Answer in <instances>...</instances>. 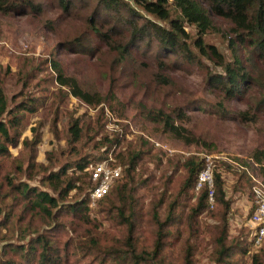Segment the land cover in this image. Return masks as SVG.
Listing matches in <instances>:
<instances>
[{"label":"trees","instance_id":"obj_1","mask_svg":"<svg viewBox=\"0 0 264 264\" xmlns=\"http://www.w3.org/2000/svg\"><path fill=\"white\" fill-rule=\"evenodd\" d=\"M54 2L61 9V15H66L69 22L83 23L80 33L68 42L73 50L92 55L101 41L108 48L114 49L112 62L115 65H122L120 73H124L126 67L134 65L138 66V69L148 68L150 64L155 65V70L150 72L149 77L142 84L143 96L152 99L151 106L144 107L146 117L160 123L165 131L188 144H201L205 139L195 137L181 124L186 119V114L180 108L177 109L176 116H173L162 108L157 109L153 98L163 91L167 93L166 86L172 84L164 71L181 69L186 64L206 67L202 62V59H206L218 69L208 72L207 84L222 92L224 98L236 99L243 97L244 92H247L252 85L254 81L252 75L257 66L256 60L260 59L264 62V0H132L131 2L54 0ZM28 10L38 15L40 22L50 31V26L57 24V18L49 19L44 16L43 5L39 0H0L2 14L25 15ZM216 18L229 26L228 31L216 25ZM188 26L194 28L193 33L187 30ZM213 29L221 32L227 52L206 41L207 33ZM64 33L69 36L74 34L65 29ZM133 54H138L142 58L134 59ZM51 68L61 89L65 87L72 96L89 106H97L102 102L110 106L112 99L116 97L114 84L103 95L93 87V83L89 82V86L86 87L75 76L65 74L57 60H51ZM261 73L264 75V71ZM2 77L0 75V216L3 215V218L0 219V226L8 223L19 225L31 215V222H35L34 218L39 217L46 222L47 228L39 232L38 229L42 224L39 220L41 224L35 226L37 234L26 243L2 244L0 264H195L194 255L198 250V240L202 234L198 218L208 207L207 187L203 186L199 191H194L196 199L189 206L181 224L178 208H180L181 196L188 194L190 196L189 191L194 190L202 161L195 156H189L181 165L182 181L163 216L159 203L153 204L152 209L147 211L143 203H140L139 197L133 195L136 190L133 185L135 182L133 172L138 159L145 151L139 149L128 154L127 161L122 164L124 177L122 176L123 178L115 183L108 194L97 202L100 210L106 213L108 218L124 226L125 236L114 237L105 231L99 232L98 223L91 219L88 213L90 206L87 203V195L85 199L79 201L65 202L69 193L79 188L75 184L79 176L68 175L67 171L69 168L83 171V177H86L85 167L91 162L88 155L67 162L57 170H47L45 165L35 161L38 135L31 140L24 139L23 147L17 156H12L10 153L9 147H17L19 144L21 135L17 131L23 113L35 111L40 101L28 95L18 102L13 96L8 100L1 83ZM212 110L222 119L233 116L221 102H217L210 111ZM254 110L256 113L264 111V91L256 101ZM103 115H105L104 122L101 121L94 130L91 139L106 126L108 121L105 110L100 108V119H103ZM239 117L243 122L256 125L253 129L250 154L256 162L264 163V127L258 125V118L254 112L242 111L240 116L233 118ZM176 119L181 122L176 123ZM79 122V118H73L67 127L70 144L81 140L83 128L79 126ZM112 134L101 135V138L95 140L94 147L100 148L107 143L109 146L117 142L120 138L119 134L117 137H113ZM141 141L142 144H148L149 140L141 136ZM106 152L107 149L102 150V155L98 159ZM123 159L118 155V160L123 162ZM8 165L9 168L5 170L3 167ZM23 173L28 179H37L40 175L38 182L43 188L28 184L21 179L16 181L15 176ZM223 185L221 175L215 172L214 209L209 215L217 223L208 225L210 227L207 229L212 247L209 260L212 264H241V258L249 253L252 244L247 236L230 237L228 234L226 214L230 202L225 197ZM8 199L10 201L6 202ZM115 200L119 204H114ZM17 207H19L18 213H16ZM252 212L253 207L250 214ZM59 214H70L73 219L70 222L72 229L75 231V227L77 229L83 227V233L61 239L59 235L63 224L57 221ZM148 215L150 216L148 222L154 227V239L150 243L141 240L137 233L140 220L144 221V217ZM17 227L19 237L22 239L26 231H22L21 226ZM6 238L0 235L1 240ZM179 242H181L180 249L175 256L173 251H166V249L171 250ZM258 251L251 255V264H264V241Z\"/></svg>","mask_w":264,"mask_h":264},{"label":"rangeland","instance_id":"obj_2","mask_svg":"<svg viewBox=\"0 0 264 264\" xmlns=\"http://www.w3.org/2000/svg\"><path fill=\"white\" fill-rule=\"evenodd\" d=\"M39 1L43 5L45 17L57 18V24L50 26L52 32L40 22V17L30 10L25 15L17 16L0 13V75L3 76L1 83L4 92L8 100H11L13 96L18 102L28 95L38 98L40 101L35 111L23 113V119L17 131L21 135L19 144L17 147H9L12 156L19 154L24 139L31 140L35 135L39 137L35 149V161L45 165L47 170H57L63 164L87 155L91 162H95L105 158L108 153H111L115 161L122 165L127 161L128 154L139 149L144 150L145 152L141 154L133 172L135 179L133 185L136 188L133 195L139 197L140 203H143V207L147 211L152 209L153 204L159 203L163 216L182 181L183 167L181 165L186 158L195 156L198 160H203V166L206 162L205 157H209L213 164V179L215 172L221 175L225 197L230 202V208L226 214L228 234L230 237L247 236L248 239L250 235L248 220L252 209L250 204L252 176L264 181V163L256 162L250 154L253 129L256 125L251 122H243L240 117L238 119L233 117L240 116L242 111L254 112L258 118V125L264 127V111L256 113L254 110L256 101L264 91V75L261 73L264 71V62L260 59L256 60L257 66L252 75L254 78L252 85L247 92H244L243 97L236 99L224 98L222 92L207 84L208 72L218 69L214 68L206 59H202L206 67L186 64L181 69H166L164 71L171 79L172 84L166 86L167 93L163 91L153 98L156 101L157 109L162 108L173 116H176V111L180 108L186 114V119L182 122L176 119V123L181 122L192 135L199 139H205L201 144H188L165 131L160 123L146 117L144 107L149 108L152 99L143 96L142 84L147 80L150 72L155 70L154 64L142 69H138V66L135 65L126 67L125 72L120 73L122 65H115L112 62V56L115 54L114 49L108 48L101 41L92 55L73 50L68 42L73 36L80 33L83 23L81 21L69 22L66 15H61V9L54 0ZM127 1L131 2L132 0ZM216 22V25L228 31L229 26L221 19L216 18ZM64 29L72 31L74 34L69 36L64 33ZM187 30L191 33L194 32V28L191 26H188ZM205 39L223 52H227L221 32H216L213 29L207 33ZM133 58L142 57L135 54ZM54 59L58 61L65 74L75 76L86 87L89 86V82L93 83V87L103 95L114 84L116 97L112 99L111 105L102 102L97 106H89L72 96L65 87L61 89L55 79V72L51 68V60ZM255 70L258 73L255 74ZM23 78L25 79L23 80ZM126 81H128L127 84L123 86ZM217 102H221L233 116L222 119L218 113L210 111ZM100 108L110 111L114 119L112 123L117 130L111 131L105 126L91 139L94 130L98 128L101 121L104 122L105 115H103V119H100L99 116ZM73 118H79V126L83 128V135L79 142L70 144L67 127ZM111 133H113V137H117L119 134L120 138L117 142L115 141L109 146L107 143L100 148L94 147L95 140L101 138V135L111 136ZM141 136L149 140L148 144H142ZM106 149L108 152L103 153L105 155L98 159L102 155V150ZM118 155L124 158L123 162L118 160ZM3 168H9V165ZM67 173L79 176V180L75 184L81 190L73 189L65 202L85 199L89 187L88 175L86 174L87 178L83 177V171H75L72 168H69ZM39 176L37 179H28L23 173L17 174L15 177L16 181L21 179L28 184L43 188V185L38 182ZM189 192L190 196L189 194L182 195L180 198V208H178L180 224L185 218L189 206L196 199L194 190L191 189ZM8 201L10 200H6V202ZM114 204L119 203L115 200ZM88 206H90L89 203ZM212 209L214 206L213 208L208 206L198 218L202 234L198 240V250L194 255L195 264H212L209 260V252L212 247L207 232L210 227L208 225L217 223L209 215ZM18 212L19 207H17L16 213ZM88 213L90 218L98 223L97 230L99 232L105 231L114 237L125 236L124 226L108 218L107 214L100 210L98 204L91 205ZM30 217L31 215H28L23 222L16 226L13 223L0 226V235L7 237L5 240L0 239V251L2 244L26 243L32 236H35L37 234L35 226L41 224L39 220L42 221V224L38 231L42 232L43 228H47L43 219L35 217L36 221L31 222ZM2 218L3 215L0 216V219ZM149 218V215L145 216L144 221L140 220L137 226L140 239L146 240L147 243L154 239V227L148 222ZM72 220L70 214L57 216V221L63 224L62 233L60 232L59 235L61 239L72 238L76 233H83V227L79 229L75 227V231L72 229L70 223ZM17 226H21L22 231H26V235L22 239L19 237ZM180 244L181 242L166 251H173L175 256L180 249ZM258 249L251 245L249 253L241 258V264H251V255L259 252Z\"/></svg>","mask_w":264,"mask_h":264},{"label":"built area","instance_id":"obj_3","mask_svg":"<svg viewBox=\"0 0 264 264\" xmlns=\"http://www.w3.org/2000/svg\"><path fill=\"white\" fill-rule=\"evenodd\" d=\"M108 117L106 128L111 131H116L112 114L108 109H105ZM206 162L197 173L194 191H199L200 188L206 186L208 189V206H214V189H213V164L209 157H205ZM203 161V160H202ZM85 171L89 179V187L87 190V201L93 206L104 198L115 183L123 176V166L118 164L108 153L105 158L90 162ZM253 184L251 186V213L248 223L250 226L249 240L254 248H259L264 241V181L252 176Z\"/></svg>","mask_w":264,"mask_h":264}]
</instances>
